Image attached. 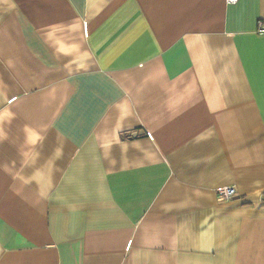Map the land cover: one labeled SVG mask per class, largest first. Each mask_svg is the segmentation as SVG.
<instances>
[{"label":"crops","instance_id":"1","mask_svg":"<svg viewBox=\"0 0 264 264\" xmlns=\"http://www.w3.org/2000/svg\"><path fill=\"white\" fill-rule=\"evenodd\" d=\"M261 20L0 0V264H264Z\"/></svg>","mask_w":264,"mask_h":264},{"label":"built area","instance_id":"2","mask_svg":"<svg viewBox=\"0 0 264 264\" xmlns=\"http://www.w3.org/2000/svg\"><path fill=\"white\" fill-rule=\"evenodd\" d=\"M239 0H227L230 5L237 4ZM257 32L259 34H264V20L258 22ZM237 195V190L234 187H225L219 190V198L221 200H230Z\"/></svg>","mask_w":264,"mask_h":264},{"label":"clouds","instance_id":"3","mask_svg":"<svg viewBox=\"0 0 264 264\" xmlns=\"http://www.w3.org/2000/svg\"><path fill=\"white\" fill-rule=\"evenodd\" d=\"M26 131L29 133V139L32 144H37L38 142L44 139V137L35 130L26 129ZM54 155L57 159H59L63 155V148L58 147L57 149H55Z\"/></svg>","mask_w":264,"mask_h":264}]
</instances>
